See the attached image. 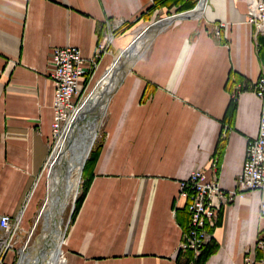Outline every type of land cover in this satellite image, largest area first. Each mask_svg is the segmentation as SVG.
<instances>
[{"label":"crops","instance_id":"1","mask_svg":"<svg viewBox=\"0 0 264 264\" xmlns=\"http://www.w3.org/2000/svg\"><path fill=\"white\" fill-rule=\"evenodd\" d=\"M156 1L0 0V214L21 213L24 232L44 200L53 49L75 46L89 59L114 33L113 50H123L140 25L177 10ZM247 7L210 0L157 31L133 62L110 99L90 185L61 241L64 264H186L178 249L189 223L180 182L198 168L235 189L247 141L258 134L262 103L253 82L264 74V39L247 22ZM220 22L227 28L217 37ZM263 198L251 191L222 212L204 264H244L247 254L264 264L255 247Z\"/></svg>","mask_w":264,"mask_h":264},{"label":"built area","instance_id":"2","mask_svg":"<svg viewBox=\"0 0 264 264\" xmlns=\"http://www.w3.org/2000/svg\"><path fill=\"white\" fill-rule=\"evenodd\" d=\"M201 1L199 0L198 4ZM246 1L247 22L254 27L255 35L264 39V0ZM185 13L166 16V18L175 19ZM162 18L164 17L159 19ZM225 28H227L226 23H218L214 35L220 37ZM114 39V33L106 35L89 59H85L81 50L75 46L53 49V70L50 75L55 86L53 140L61 136L75 110L80 107L84 91L88 90L103 58L110 54L108 52ZM253 92L262 103L258 134L247 141L244 164L236 188L223 189L216 178L209 180L206 173L198 168L179 184L178 198L185 200L189 213V223L182 233L178 248L179 253L185 257L186 264H198L204 250L214 243V230L219 225L222 212L230 204L242 200L251 191L264 194V74L253 82ZM237 94L239 90L233 95V101L236 100ZM210 167L216 175L218 163L215 159L211 160ZM22 216V214L16 216L0 214V264H11L7 262V256L10 252H14ZM260 217H264V198L260 203ZM255 247L264 252V229L259 233ZM246 261L252 264L255 259L247 254Z\"/></svg>","mask_w":264,"mask_h":264},{"label":"bare ground","instance_id":"3","mask_svg":"<svg viewBox=\"0 0 264 264\" xmlns=\"http://www.w3.org/2000/svg\"><path fill=\"white\" fill-rule=\"evenodd\" d=\"M206 2L208 3V0H202L194 9L175 19L166 17L159 19L139 32L123 49V54L107 68L99 89L75 110L45 165L44 173H47L48 166L49 172L47 178L45 177L47 184L45 203L40 211L44 219L42 245L35 255L23 253L18 264H58L61 262L59 260L62 255L63 215L70 200L79 191L81 172L93 145L97 127L100 124L99 119L105 116L112 94L116 92L132 62L140 58L149 48L157 31L164 29L176 19L193 16ZM23 220L22 217L21 224Z\"/></svg>","mask_w":264,"mask_h":264},{"label":"rangeland","instance_id":"4","mask_svg":"<svg viewBox=\"0 0 264 264\" xmlns=\"http://www.w3.org/2000/svg\"><path fill=\"white\" fill-rule=\"evenodd\" d=\"M195 2H196L195 4H197L199 2V0H195ZM192 9H194V8H192ZM187 11H189V10H184V11H177L176 10V11H173L172 13H168L167 15H165V14L163 15V13H164L163 12L162 15L159 18L164 17V16L165 17L166 16L167 17L168 16H173V15H177V14L184 13V12H187ZM148 25H150V24H147V23L146 24H142L137 29H135L133 31V35L134 36L132 38H134L139 32H141ZM112 44H111V48L109 49L108 53L113 54L114 56L111 55L110 62L108 64H106L105 66H102V64L100 65L101 68H100L99 72L97 71L98 74L96 73V75L94 76V78L90 82L88 90L84 91L81 105H82V103L84 102L85 99H87V101H88L89 97L94 95L96 90L99 89V86H100L101 82H103V80H104V76L106 74L107 68L111 64L115 63V61L123 54L124 50L114 51L113 47H112ZM133 62H132V64H133ZM132 64H131V66H132ZM111 98H112V96H111ZM109 103H110V101H109ZM108 106H109V104H108ZM83 109H84V107L81 109V111ZM107 117H108V108H107V112H106L105 116H102L99 119V123L100 124H98L96 135H95V139H94L93 145H92V147L90 149V152H89L90 156L88 155L89 158L87 157L88 160L90 159L91 155L96 151V149L102 144V142L105 139V135H106L105 134V126H106V122H107ZM59 139L60 138H54V140H53V142L51 144V149L49 151V156L53 153L54 148L56 147V144L58 143ZM49 156H48V158H49ZM48 158H47V160H48ZM47 160H46V163H47ZM86 163L84 165H86ZM84 168H85V166H84ZM48 170H49V166H48V168L46 170L47 173H44L46 178L48 176V172H49ZM82 170L84 172V169H82ZM83 172H81L82 176H81V180H80L81 182L79 184V191L77 192V195L70 200V203H69V205H68V207H67V209H66V211H65V213L63 215L61 241L63 240V236H64V240H65L67 229H68L69 225L71 224V221L73 220L74 214H75V212L77 210L76 209L77 202L84 194ZM43 185H44V194H43L44 200L40 204L39 211L36 214L35 218L33 219L30 229L28 231L24 232L22 227H21V225H20L19 230H18V238H17V241H16V245L14 247V252H10L8 254V256H7V262L8 263L18 264V262H19L20 258L22 257L23 253H31L32 255L37 254L39 248L42 245L41 244L42 243V239L41 238H42V235L44 233V219L41 216L40 211H41V209L44 206L45 198H46V192H47L46 191L47 190V184H46L45 178L43 180V183L41 184V189H43L42 188ZM39 191H40V189H39ZM29 196H30V194L26 195L24 207L26 206L27 201L29 200ZM19 214H21V213H19ZM64 232H65V235H64ZM50 242H52V240ZM60 258L61 259L59 261L62 262V260H63L62 256H60ZM61 262L58 263V264H63ZM255 263H256V260L252 264H255ZM244 264H251L250 262L246 261V255L244 257Z\"/></svg>","mask_w":264,"mask_h":264},{"label":"trees","instance_id":"5","mask_svg":"<svg viewBox=\"0 0 264 264\" xmlns=\"http://www.w3.org/2000/svg\"><path fill=\"white\" fill-rule=\"evenodd\" d=\"M195 3H196L195 0H157L155 5L158 7H167L168 9H170L172 7H177V11H184V10H189V9L194 8ZM234 106H235V104H234V102H232V104L230 106L231 107L230 108L231 114L234 111ZM99 148L100 147H98L96 149V151L91 155L89 160L87 159L88 161L86 160L87 163L85 162L86 163L85 168L83 167L84 172H83V170H82V172H83V178H84V193L87 190L88 186L90 185L92 168H93L94 163L98 157ZM81 200H82V197L78 200L77 205H76V209L79 207ZM215 250H216V247H214V246L211 248L207 247L205 249V251L203 252L201 258H200L199 264H204L208 255Z\"/></svg>","mask_w":264,"mask_h":264},{"label":"water","instance_id":"6","mask_svg":"<svg viewBox=\"0 0 264 264\" xmlns=\"http://www.w3.org/2000/svg\"><path fill=\"white\" fill-rule=\"evenodd\" d=\"M153 23H154V22H153ZM153 23H152V24H153ZM150 25H151V24H150Z\"/></svg>","mask_w":264,"mask_h":264}]
</instances>
